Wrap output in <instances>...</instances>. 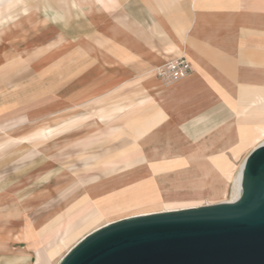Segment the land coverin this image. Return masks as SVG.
Here are the masks:
<instances>
[{"label":"rangeland","instance_id":"obj_1","mask_svg":"<svg viewBox=\"0 0 264 264\" xmlns=\"http://www.w3.org/2000/svg\"><path fill=\"white\" fill-rule=\"evenodd\" d=\"M39 3L0 0V264H57L85 234L111 221L233 199L241 164L264 142V127L236 155L223 149L234 166L229 174L206 156L224 194L163 201L172 189L175 196L189 190L180 176L199 164L192 154L187 168L151 171L164 152L165 159L181 156L167 139L155 145L146 138L165 123L146 85L147 54H135L151 45L147 25L129 24L124 50L104 34L105 20L123 21L109 3L102 1V12L32 23L28 13L42 17ZM29 4L39 10L29 12ZM259 7L235 11L220 43L238 76L252 84H264V1ZM83 42L101 53L82 50ZM216 92L223 120L194 114L175 123V132L193 141L241 109L232 105L237 91ZM96 187L105 190L93 198Z\"/></svg>","mask_w":264,"mask_h":264},{"label":"crops","instance_id":"obj_2","mask_svg":"<svg viewBox=\"0 0 264 264\" xmlns=\"http://www.w3.org/2000/svg\"><path fill=\"white\" fill-rule=\"evenodd\" d=\"M102 1L122 11L119 19L123 21L115 18L103 22L108 40H118L122 49L126 50L128 38L133 33L128 29L129 24L135 21L141 27L146 24L148 28L147 42L151 45L148 51L141 50L135 54H147L143 62L147 67L145 73L149 75L146 85L153 88L155 103L159 105L165 123L146 138L155 145L161 143L159 140L167 139L171 146L179 148L181 156L175 160L165 159L164 156L169 154L161 153L158 161L161 162L150 166L151 171L187 168L190 165L188 155L200 156L203 153L209 155L211 162L217 164L221 171L229 174L234 166L223 149L228 148L231 154L236 155L244 145L259 138V128L264 127V84L260 80L252 84L241 79L228 59L229 54L222 53L220 43L229 36L228 25L235 11L260 10L259 5L264 0H40L38 6L42 17L28 13V19L35 23L40 19L46 22L50 17L66 18L71 13L94 14L102 12ZM34 7L29 4V12L39 10L37 4ZM79 47L91 54L101 53L95 44L89 42H83ZM179 51L185 53L179 55L190 62V71L174 80L158 77L154 68L165 61L163 58L179 56L173 54ZM221 86L224 90L237 91L233 94L236 101L232 105L241 109L231 115L226 114V120L220 127L193 141L176 133L175 123L194 114L224 119L222 110L216 111L217 107L223 106L221 94L216 92ZM190 101L194 103L193 107L188 105ZM250 126L253 128H248ZM143 169L150 171L149 167ZM137 174L141 175V172ZM104 188L91 189L95 194L90 195L95 198L104 192Z\"/></svg>","mask_w":264,"mask_h":264},{"label":"water","instance_id":"obj_3","mask_svg":"<svg viewBox=\"0 0 264 264\" xmlns=\"http://www.w3.org/2000/svg\"><path fill=\"white\" fill-rule=\"evenodd\" d=\"M57 264H264V142L245 157L236 198L110 222Z\"/></svg>","mask_w":264,"mask_h":264},{"label":"bare ground","instance_id":"obj_4","mask_svg":"<svg viewBox=\"0 0 264 264\" xmlns=\"http://www.w3.org/2000/svg\"><path fill=\"white\" fill-rule=\"evenodd\" d=\"M25 10L26 9H23V11H25ZM260 133H262V130L260 131ZM190 157L192 159L191 163L199 164V165L192 167V168L184 169V171H182V176H180L181 180H179V182L182 185L187 186L189 188V190L187 192H185L184 194L175 196L174 193H177V192H175L177 189L175 191L172 189L171 190L172 192L168 193V195L165 194L163 201L169 202V201H172L174 199H179V198L200 197V196H205V195L213 196V195L224 194L226 192L225 184L220 182L219 178L215 177V173H216L215 170L216 169L213 167H211V169H209V166L206 165L207 164L206 160L208 158L205 155L203 156V153L200 156H196L195 154H193V156H190ZM241 174H242V164L240 167L239 178H237L235 180L233 199L237 197L239 190H240ZM171 176L170 175L169 176H163L162 178L167 179V178H170ZM162 185H164V184H162ZM168 185H170V184H168ZM180 209H182V208H180ZM172 210H177V209H172ZM165 211H168V210H165ZM159 212H161V211H159ZM152 213H155V212H152ZM146 214H150V213H146ZM139 215H145V214H138V215H133V216H139ZM129 217H132V216H129ZM125 218H128V217H125ZM111 222H113V221H111ZM106 224H108V223H106ZM99 227H101V226H99Z\"/></svg>","mask_w":264,"mask_h":264},{"label":"built area","instance_id":"obj_5","mask_svg":"<svg viewBox=\"0 0 264 264\" xmlns=\"http://www.w3.org/2000/svg\"><path fill=\"white\" fill-rule=\"evenodd\" d=\"M191 69L190 63L179 55L165 60L154 68V73L163 80H174L185 76Z\"/></svg>","mask_w":264,"mask_h":264}]
</instances>
